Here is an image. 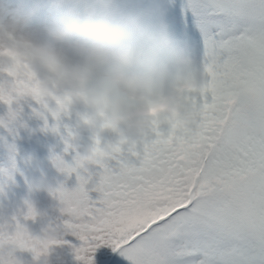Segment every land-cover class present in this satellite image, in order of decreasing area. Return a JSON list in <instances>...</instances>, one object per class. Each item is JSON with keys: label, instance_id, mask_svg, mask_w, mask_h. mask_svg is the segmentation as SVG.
I'll list each match as a JSON object with an SVG mask.
<instances>
[{"label": "snow or ice", "instance_id": "obj_1", "mask_svg": "<svg viewBox=\"0 0 264 264\" xmlns=\"http://www.w3.org/2000/svg\"><path fill=\"white\" fill-rule=\"evenodd\" d=\"M184 11L209 93L191 129L157 124L136 156L99 153L98 178L67 169L79 184L55 195L83 264L105 245L130 264H264V0H186ZM15 78L18 94L0 102L31 87Z\"/></svg>", "mask_w": 264, "mask_h": 264}, {"label": "clouds", "instance_id": "obj_2", "mask_svg": "<svg viewBox=\"0 0 264 264\" xmlns=\"http://www.w3.org/2000/svg\"><path fill=\"white\" fill-rule=\"evenodd\" d=\"M40 11L38 0H0V96L15 97L20 87L15 77L21 76L31 87L20 98L41 103L57 121L53 131H59L61 117H75L68 146L79 148L91 134V142L77 151V172L89 173L99 153L136 156L157 124L184 129L195 124L210 90L207 69L171 34L162 13L157 18L152 10H129L119 0H50V18L37 23ZM7 105L11 124L21 109ZM57 167L69 174L73 166L63 161ZM52 184L42 176L29 191H47L57 201L52 215H63L65 205ZM49 216L28 203L23 223L5 231L0 259L21 264L16 252L30 251L35 264H52L69 231L50 221L35 233L31 223Z\"/></svg>", "mask_w": 264, "mask_h": 264}, {"label": "rangeland", "instance_id": "obj_3", "mask_svg": "<svg viewBox=\"0 0 264 264\" xmlns=\"http://www.w3.org/2000/svg\"><path fill=\"white\" fill-rule=\"evenodd\" d=\"M28 2L31 3L32 0ZM38 2L42 6L43 3L48 6L50 4V0H38ZM119 2L127 9L137 12L152 10L157 18L162 13V19L175 38L182 27L188 31L184 33L185 39H189L193 32L198 35L194 24L190 23L187 28L184 24L186 0H119ZM42 13L43 9L37 17V23H43L50 18V16H42ZM187 19L189 22L192 21L191 13H187ZM191 50L200 59V49ZM2 76L3 74H0V78ZM11 107L20 108L21 112L16 121L9 124L7 123L9 106L0 102V231L12 233L17 221L23 223L27 205L31 203L37 209L46 210L50 214L49 218L31 223L32 229L38 234L50 221L64 223L69 217L66 213L52 215L57 201L47 191L30 193V185L42 176H47L53 181L52 187L55 190L61 186L69 190L77 187L79 184L77 173L67 174L58 171L56 158L75 167L77 151H82L83 146L91 142V134L79 148H71L68 146L71 142L69 132L75 127V117H61L57 132L53 131V126L57 124L56 119L38 101L30 97L19 98ZM105 139L114 138L106 135ZM4 143L12 147V152ZM4 148L8 149L6 153L3 152ZM98 171L96 165L90 173L94 178H98L96 177ZM80 174L87 176L89 173L80 171ZM87 187L91 189L93 185L90 183ZM90 195L94 199L98 197L96 192H90ZM65 240L67 243L53 253L52 264H83L75 252V247H79L82 242L70 232L65 236ZM117 253L119 252L113 251L110 246H101L93 254L94 264H130L125 257ZM15 255L21 264H35L34 253L30 251L18 250ZM112 256L117 259L116 263H111L114 259H111Z\"/></svg>", "mask_w": 264, "mask_h": 264}, {"label": "trees", "instance_id": "obj_4", "mask_svg": "<svg viewBox=\"0 0 264 264\" xmlns=\"http://www.w3.org/2000/svg\"><path fill=\"white\" fill-rule=\"evenodd\" d=\"M62 154H66V153H62Z\"/></svg>", "mask_w": 264, "mask_h": 264}]
</instances>
